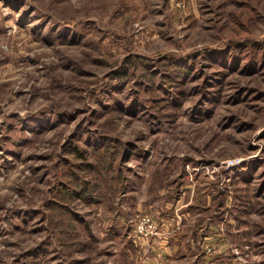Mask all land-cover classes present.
<instances>
[{
	"label": "rangeland",
	"instance_id": "obj_1",
	"mask_svg": "<svg viewBox=\"0 0 264 264\" xmlns=\"http://www.w3.org/2000/svg\"><path fill=\"white\" fill-rule=\"evenodd\" d=\"M0 264H264V0H0Z\"/></svg>",
	"mask_w": 264,
	"mask_h": 264
}]
</instances>
